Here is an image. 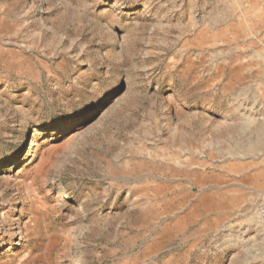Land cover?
<instances>
[{
  "label": "rangeland",
  "instance_id": "374dc122",
  "mask_svg": "<svg viewBox=\"0 0 264 264\" xmlns=\"http://www.w3.org/2000/svg\"><path fill=\"white\" fill-rule=\"evenodd\" d=\"M256 171L264 0H0V264H264Z\"/></svg>",
  "mask_w": 264,
  "mask_h": 264
},
{
  "label": "bare ground",
  "instance_id": "6f19581e",
  "mask_svg": "<svg viewBox=\"0 0 264 264\" xmlns=\"http://www.w3.org/2000/svg\"><path fill=\"white\" fill-rule=\"evenodd\" d=\"M244 188L250 190V192H256L259 191L260 188L264 187V173L262 171H256L253 174H249L244 178ZM233 198H238L237 195H233ZM207 206H212V204L216 203V201L213 199V197H208L206 200ZM221 204V201L223 202V199L218 200ZM236 201L233 200L232 203ZM51 243V237H49L48 242L46 243L49 245Z\"/></svg>",
  "mask_w": 264,
  "mask_h": 264
},
{
  "label": "built area",
  "instance_id": "2783aa9c",
  "mask_svg": "<svg viewBox=\"0 0 264 264\" xmlns=\"http://www.w3.org/2000/svg\"><path fill=\"white\" fill-rule=\"evenodd\" d=\"M259 213L261 217L264 219V192L261 194Z\"/></svg>",
  "mask_w": 264,
  "mask_h": 264
}]
</instances>
